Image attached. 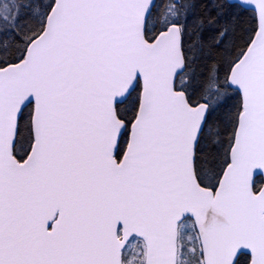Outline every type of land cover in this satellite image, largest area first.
<instances>
[{
  "label": "snow or ice",
  "instance_id": "6c2138e0",
  "mask_svg": "<svg viewBox=\"0 0 264 264\" xmlns=\"http://www.w3.org/2000/svg\"><path fill=\"white\" fill-rule=\"evenodd\" d=\"M261 177L264 0H0V264H264Z\"/></svg>",
  "mask_w": 264,
  "mask_h": 264
},
{
  "label": "trees",
  "instance_id": "16d2710c",
  "mask_svg": "<svg viewBox=\"0 0 264 264\" xmlns=\"http://www.w3.org/2000/svg\"><path fill=\"white\" fill-rule=\"evenodd\" d=\"M251 13H246L244 15L238 16L234 21H230L235 23L238 28L245 27L247 25L248 18L250 17ZM244 258L241 257V264H243Z\"/></svg>",
  "mask_w": 264,
  "mask_h": 264
},
{
  "label": "water",
  "instance_id": "95a60500",
  "mask_svg": "<svg viewBox=\"0 0 264 264\" xmlns=\"http://www.w3.org/2000/svg\"><path fill=\"white\" fill-rule=\"evenodd\" d=\"M261 179H264V177H261Z\"/></svg>",
  "mask_w": 264,
  "mask_h": 264
}]
</instances>
